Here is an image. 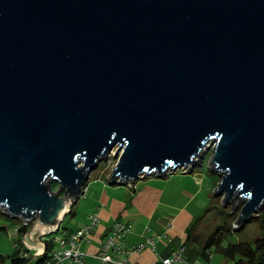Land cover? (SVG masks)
Listing matches in <instances>:
<instances>
[{
    "label": "water",
    "instance_id": "water-1",
    "mask_svg": "<svg viewBox=\"0 0 264 264\" xmlns=\"http://www.w3.org/2000/svg\"><path fill=\"white\" fill-rule=\"evenodd\" d=\"M208 152L238 228L264 210V0H0V212L27 245L109 156L126 186Z\"/></svg>",
    "mask_w": 264,
    "mask_h": 264
},
{
    "label": "crops",
    "instance_id": "crops-1",
    "mask_svg": "<svg viewBox=\"0 0 264 264\" xmlns=\"http://www.w3.org/2000/svg\"><path fill=\"white\" fill-rule=\"evenodd\" d=\"M216 178L212 175L211 179H207L203 173L195 170L190 174L176 171L164 178L145 177L119 187L108 185L107 177L103 176L95 180V184H102L91 194H88L90 187L86 185L84 195L81 197L88 202L87 214L83 221L69 229L81 228L88 222V217L94 213L98 214L100 221L90 240L81 243V252L84 255L81 262L76 264H102L95 256L100 251L105 235L116 220L132 226L131 233L123 241L126 249L137 246L143 241L145 228H149V233L154 236H162L161 240L156 242L154 250L144 249L140 253L131 254L129 257L131 263L156 264L161 259L169 257L173 252L183 248L187 237L186 229L195 221L197 223L193 233L198 234L195 232L197 224L199 231L202 229V222H199L202 212L206 209L213 210L212 215L217 211L218 205L214 207L216 197L213 196V192L220 179L217 176ZM81 197L72 207L75 215L71 218L77 215L74 207L81 202ZM5 232L7 233L5 224L0 225V256L5 254L2 249ZM29 246L33 250L41 248L35 245ZM200 248L197 242L186 245L183 248V263L180 264H210L214 258L212 251L209 261H206L201 257ZM5 256L8 255L5 254ZM222 257L224 258L223 255Z\"/></svg>",
    "mask_w": 264,
    "mask_h": 264
},
{
    "label": "built area",
    "instance_id": "built-area-1",
    "mask_svg": "<svg viewBox=\"0 0 264 264\" xmlns=\"http://www.w3.org/2000/svg\"><path fill=\"white\" fill-rule=\"evenodd\" d=\"M184 172V171H183ZM85 188L83 190L84 195ZM98 214H91L88 217V222L78 229L64 230L57 232L54 235L45 237L46 244L51 246L48 253V260L45 264H76L80 263L83 257L81 252V243L89 241L94 229L99 224ZM23 225H28L22 222ZM132 231V226L129 223L116 220L102 241L100 251L95 256L102 264H133L129 261V257L133 253H140L144 249L154 250L156 242L160 241L162 236H154L150 234V229L145 228L143 233V241L128 249L124 248L123 241L126 236ZM17 233V227L14 228ZM16 238V237H15ZM30 253L42 255L45 251V246L38 250H33L24 241L22 243ZM18 247L17 241H14V248ZM22 254V253H21ZM183 248L173 252L169 257L161 259L156 264H180L183 263ZM27 256L26 253L23 254Z\"/></svg>",
    "mask_w": 264,
    "mask_h": 264
},
{
    "label": "trees",
    "instance_id": "trees-1",
    "mask_svg": "<svg viewBox=\"0 0 264 264\" xmlns=\"http://www.w3.org/2000/svg\"><path fill=\"white\" fill-rule=\"evenodd\" d=\"M84 188H86V184ZM215 200H217V198ZM217 211L222 216L223 221L224 218L227 219L225 225H222V222L220 225H217L205 239H201L199 238L198 234L195 235L193 233L194 226L197 222L193 223L189 228L186 229L187 237L182 247L185 248L186 245L197 242V245L201 247V257L206 261H209L211 249L215 248L216 250L220 251L224 258L232 261L233 264H264V210H262L250 221L256 222L261 228L260 235L258 237L252 241H228L226 246H222L223 241L228 237H231L233 235V231H237L238 229L242 228V226L238 228L232 227L237 218L238 211H234L232 213L230 208L228 212H225L222 203L219 205V207H217ZM74 215L75 212L72 210L70 216L73 217ZM228 220H231L233 224L228 226ZM29 227V225H23L21 223V225L17 227L15 241H17L18 236L20 235L22 236L23 240L25 234L29 231ZM64 230L70 229L64 228ZM22 240L21 244H18V247L14 248V251L11 255L0 256V264H25V262L33 254L24 247ZM50 249L51 246L46 244L44 253L39 256V259H36L34 264H45L48 260V253ZM24 253H26L27 256H24Z\"/></svg>",
    "mask_w": 264,
    "mask_h": 264
},
{
    "label": "rangeland",
    "instance_id": "rangeland-1",
    "mask_svg": "<svg viewBox=\"0 0 264 264\" xmlns=\"http://www.w3.org/2000/svg\"><path fill=\"white\" fill-rule=\"evenodd\" d=\"M211 156V153L208 152L203 164L201 167H196L194 170L196 172H201L203 173L207 179L212 178V174L209 173L207 169L209 157ZM113 162L116 163V161L113 159L112 156H109L106 162L100 163V165L96 168L95 171H93L90 174L89 180L86 182V185H88V188L90 187V190L88 191V194H91L94 192V190H98V186L101 185L102 183H96L95 180L99 179L103 176L107 177L110 174L111 168L113 166ZM178 173L181 172L180 170L177 171ZM213 178H216V176L213 175ZM217 179V178H216ZM97 182V181H96ZM123 187V186H119ZM57 190V186L53 185V191ZM84 190V189H83ZM214 193V192H213ZM214 196V195H213ZM81 202L74 207L77 215L75 218H71L70 215H68L62 226L61 229L59 230L60 232L63 231L64 228H70L71 226H75L76 224L80 223V221H83L85 218V215L87 214L88 210V202L81 197ZM217 200L214 203V207L221 204L220 198L216 197ZM212 204V203H211ZM225 212H228L230 210L229 204L223 207ZM213 210L207 211V209L202 212L201 216L199 217V222H202V229L199 231V225L197 224L195 232L198 233L199 238L205 239L216 227V225H220L222 222V225H225L227 219L224 218V221L222 219V216L218 211H215L212 215ZM235 211H238V209H235ZM22 223L21 220L19 219H14L9 216L4 215L3 213L0 212V225H4L7 227V233H3V243H2V249L3 253L6 255H10L13 250H14V241L16 237V233L14 232V228L20 226ZM196 223V221L194 222ZM232 221L228 220L227 225L230 226L232 225ZM201 225V223H200ZM215 225V226H214ZM214 227V228H213ZM234 227V225L232 226ZM213 228V229H212ZM30 229V227H29ZM198 229V230H197ZM198 231V232H197ZM261 228L256 222H248L244 225H242V228L238 229L237 231H233V235L231 237H228L225 239L222 243V246H226L228 241L229 242H237V241H252L256 237L260 235ZM22 236H18L17 243L21 244ZM214 258L212 259L210 264H233L232 261H229L228 259H224L220 253L216 251L215 248L212 250ZM4 254V256H5ZM39 259V258H38ZM225 260V262H223ZM36 261V260H35ZM35 261L31 262L30 264H34Z\"/></svg>",
    "mask_w": 264,
    "mask_h": 264
}]
</instances>
